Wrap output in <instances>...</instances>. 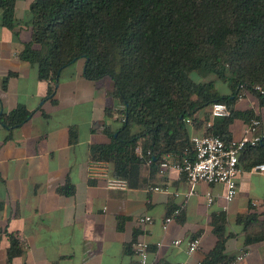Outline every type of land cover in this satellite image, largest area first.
<instances>
[{"label": "trees", "instance_id": "16d2710c", "mask_svg": "<svg viewBox=\"0 0 264 264\" xmlns=\"http://www.w3.org/2000/svg\"><path fill=\"white\" fill-rule=\"evenodd\" d=\"M0 8L10 24L16 0H0ZM30 12L31 39L21 56L37 63L39 78L48 82V98L55 100L60 73L79 59L85 61L86 78L113 79L112 96L122 105L124 120L106 125L110 140L91 146V156L110 163L113 175L132 188L145 187L148 162L155 174L167 155L193 157L194 127L201 135L229 141L237 119L246 124L259 119L264 125V94L256 90L264 89V0H33ZM248 93L257 97L259 109L238 108ZM216 102L225 103L230 114L213 118L210 108ZM32 113L21 106L0 121L13 129ZM113 115L108 108V117ZM70 140L77 141L73 128ZM139 145L142 156L136 153ZM260 163L264 127L260 142L239 156L243 171ZM59 191L71 195L75 188ZM236 224L246 246L264 241V205L251 204ZM212 226L217 241L200 264H229L234 258L227 254V242L235 234L228 231L226 213L214 215ZM132 250L133 243L126 252ZM22 252L19 238L10 234L8 262Z\"/></svg>", "mask_w": 264, "mask_h": 264}, {"label": "crops", "instance_id": "0c3cea01", "mask_svg": "<svg viewBox=\"0 0 264 264\" xmlns=\"http://www.w3.org/2000/svg\"><path fill=\"white\" fill-rule=\"evenodd\" d=\"M32 1L16 0L10 24L0 8V116L21 106L33 112L13 129L0 121V264H139L133 250L126 252L138 240L149 243L156 264H200L216 244L212 219L222 212L228 231L235 234L227 242L228 256L245 254L236 264H264V241L246 246L236 224L251 204L264 205V173L243 171L232 202L226 200L222 183L199 182L188 197L191 188L184 175L176 170L152 174L148 164L145 187L107 186L103 173L109 170L115 177L113 166L96 167L91 146L108 143L106 125L119 123L122 105L112 96L115 83L110 77L86 78L85 61L79 59L60 73L55 100L48 98V82L39 78L37 63L21 56L31 39ZM243 101L238 108L259 109L256 96L247 108L240 106ZM241 121L240 127L231 126L233 138L244 134L246 123ZM192 135L201 134L194 127ZM62 187L75 191L67 195L59 191ZM180 207L164 230L165 218ZM146 215L153 221L139 222ZM10 234L19 238L23 252L8 262ZM195 237L200 246L189 253ZM176 239L181 240L178 246L173 245Z\"/></svg>", "mask_w": 264, "mask_h": 264}, {"label": "built area", "instance_id": "2783aa9c", "mask_svg": "<svg viewBox=\"0 0 264 264\" xmlns=\"http://www.w3.org/2000/svg\"><path fill=\"white\" fill-rule=\"evenodd\" d=\"M2 55L0 54V57ZM256 90L264 94V89L261 86H257ZM243 98V96H241ZM123 108V107H122ZM210 112L213 118L225 117L230 114L227 105L223 102L214 103ZM124 118L119 117V120ZM191 123V120H188ZM212 122L208 123L211 126ZM262 127L259 119H252L245 125L244 134L241 138H232L229 141H225L218 135H193L192 143L194 147L193 157H186L183 160L173 158L169 155L165 156L160 163L159 174L164 175L169 170H176L185 176L188 184L190 185V191L187 196L194 194V189L197 183L205 182L208 184L222 183L226 186L225 198L228 202H232L238 194V183L241 178L243 170L239 167V156L247 146H255L260 142L262 137V131L259 129ZM136 153L143 155L141 146H137ZM93 164L97 167L107 164L102 161H93ZM148 165L150 162L147 163ZM250 172L252 173H264V163L255 165ZM92 174H95L92 171ZM103 176L106 179L107 186L109 188L128 189L129 184L126 180L110 176L109 170H104ZM152 190L161 191L164 190L161 187H152ZM213 202V196L208 195V203ZM181 207L173 211V213L167 216L163 223L164 230H167L169 224L174 220L176 216L181 213ZM153 218L150 215H146L139 218L141 223H151ZM181 244V240L176 239L173 241L174 246ZM161 245V243L159 244ZM200 246V238L195 237L189 242V253H194ZM133 251L139 258V264H156L150 259L149 243L146 241L138 240L133 242ZM245 254L237 256L229 264H236L244 258Z\"/></svg>", "mask_w": 264, "mask_h": 264}, {"label": "rangeland", "instance_id": "374dc122", "mask_svg": "<svg viewBox=\"0 0 264 264\" xmlns=\"http://www.w3.org/2000/svg\"><path fill=\"white\" fill-rule=\"evenodd\" d=\"M211 78H214V79H217V77L216 76H212ZM218 80V79H217ZM219 85V87H221L220 85L222 84V83H218ZM229 91V90H228ZM225 92H227V91H225ZM252 99L254 100L255 99V96H253V94H250V93H248L247 95H245V96H243V98L241 99L242 101L243 100H245V101H243L242 102V104L240 105L241 107H249V103H250V101H252ZM258 105V104H257ZM258 107H259V105H258ZM242 124V121L240 120V119H238V120H235L234 121V128H237L238 126L240 127V125ZM264 127V125L262 126V127H260V129H259V131L261 132L262 131V128Z\"/></svg>", "mask_w": 264, "mask_h": 264}]
</instances>
